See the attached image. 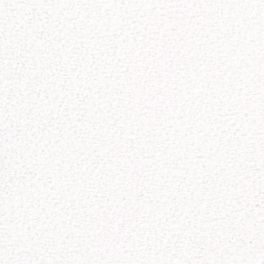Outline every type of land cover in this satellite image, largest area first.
<instances>
[{"label": "snow or ice", "instance_id": "6c2138e0", "mask_svg": "<svg viewBox=\"0 0 264 264\" xmlns=\"http://www.w3.org/2000/svg\"><path fill=\"white\" fill-rule=\"evenodd\" d=\"M0 264H264V0H0Z\"/></svg>", "mask_w": 264, "mask_h": 264}]
</instances>
